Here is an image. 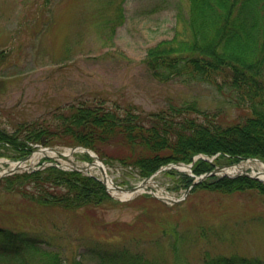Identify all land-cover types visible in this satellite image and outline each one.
I'll use <instances>...</instances> for the list:
<instances>
[{"label":"rangeland","instance_id":"obj_1","mask_svg":"<svg viewBox=\"0 0 264 264\" xmlns=\"http://www.w3.org/2000/svg\"><path fill=\"white\" fill-rule=\"evenodd\" d=\"M188 5V0H0V129L11 134L19 124L48 118L57 107L98 98L145 113L197 98L213 111L217 104L210 88L160 81L145 64L147 48L181 28ZM1 153L0 160L15 154L0 147ZM77 156L75 161L85 162ZM103 162L122 188L143 181L131 167ZM260 164L239 163L249 173L264 171ZM25 189L31 192L30 186ZM148 189L132 198L111 197L97 207L66 210L0 188V226L40 233L52 241L44 247L64 259L107 245L170 264L178 237L175 250L194 264L207 256L237 255L264 263V194L193 188L183 201L170 203L153 192L179 199L186 189L178 175L164 171L152 177Z\"/></svg>","mask_w":264,"mask_h":264},{"label":"trees","instance_id":"obj_2","mask_svg":"<svg viewBox=\"0 0 264 264\" xmlns=\"http://www.w3.org/2000/svg\"><path fill=\"white\" fill-rule=\"evenodd\" d=\"M188 14L170 39L147 48L145 64L160 81L186 86L205 85L214 92L215 109H204L197 98L154 113L107 105L103 99L82 100L55 108L46 119L19 124L11 133L0 129V146L8 143L23 158L29 143L84 146L106 162L130 166L147 178L169 163H190L195 176L215 166L246 158L264 162V0H188ZM238 113L231 115L228 109ZM123 147L121 151L119 147ZM117 147L116 153L105 150ZM1 155V154H0ZM184 188L193 177L175 170ZM30 186L31 192L26 190ZM0 188L16 190L43 206L77 210L111 200L101 182L78 171L54 166L0 179ZM195 188L231 194L247 189L264 194V184L245 176H208ZM179 239L172 243L170 264H194L181 258ZM40 233L0 227V264H166L149 260L125 247L85 248L83 255L63 258ZM173 256V257H174ZM195 264H264L242 256H207Z\"/></svg>","mask_w":264,"mask_h":264},{"label":"bare ground","instance_id":"obj_3","mask_svg":"<svg viewBox=\"0 0 264 264\" xmlns=\"http://www.w3.org/2000/svg\"><path fill=\"white\" fill-rule=\"evenodd\" d=\"M43 155H49V156H52V157H56V154L55 153H53V152H49V151H39V152H37L36 154H35V157H34V159H36V158H38L39 156H43ZM94 165V167H97V165H99L100 163H98V162H94L93 163ZM22 166H24V165H22ZM93 166H91V167H93ZM242 169V167H233V169L231 168V169H228L227 170V172H234V171H237V170H241ZM260 177L261 178H264V176L263 175H260ZM107 183L108 184H111V182H110V180L108 179V177H107ZM144 187H141L139 190L141 191L142 189H143ZM134 193L133 192H128V191H125V192H121V195H120V197L121 198H128V197H130V196H132Z\"/></svg>","mask_w":264,"mask_h":264},{"label":"water","instance_id":"obj_4","mask_svg":"<svg viewBox=\"0 0 264 264\" xmlns=\"http://www.w3.org/2000/svg\"><path fill=\"white\" fill-rule=\"evenodd\" d=\"M180 166V165H179ZM189 167V166H188ZM12 170H8V172H11ZM222 171V168H216L213 172H212V174H216V173H218V172H221ZM245 175H247V174H245ZM257 178V177H256ZM148 181V179L147 180H144L143 182H142V184L141 185H143V184H145L146 182ZM118 190H121V188H117ZM134 189H136V188H132L131 190H134ZM123 190V189H122ZM187 193V192H186Z\"/></svg>","mask_w":264,"mask_h":264}]
</instances>
